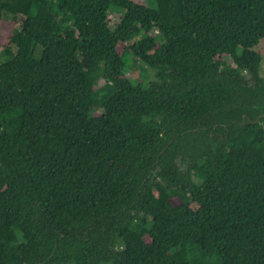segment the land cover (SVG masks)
Returning a JSON list of instances; mask_svg holds the SVG:
<instances>
[{"label": "trees", "instance_id": "trees-1", "mask_svg": "<svg viewBox=\"0 0 264 264\" xmlns=\"http://www.w3.org/2000/svg\"><path fill=\"white\" fill-rule=\"evenodd\" d=\"M145 1L0 0V264H264V0Z\"/></svg>", "mask_w": 264, "mask_h": 264}, {"label": "rangeland", "instance_id": "rangeland-1", "mask_svg": "<svg viewBox=\"0 0 264 264\" xmlns=\"http://www.w3.org/2000/svg\"><path fill=\"white\" fill-rule=\"evenodd\" d=\"M134 1L138 4L147 5L145 0H134ZM148 5L149 7H154L153 3H148ZM109 19H110V26L112 29H114L116 25L119 24L121 21L120 16L114 13V11L111 12ZM13 23L14 22L12 20H5V24L3 26L5 35L9 36L12 33ZM255 50L262 54L263 63L261 66V76L264 77V40L260 42V45ZM7 59L8 58L4 54H0V64L7 61ZM224 60L228 63H231V60L227 57H224ZM139 65H140L139 61L134 60L132 62V69L134 70V72H131V74L129 75H134V77H136L138 80L139 79L142 80L144 79V76L142 77V75L139 74L138 70H136L139 67ZM150 79L155 80V74L152 71L150 72Z\"/></svg>", "mask_w": 264, "mask_h": 264}, {"label": "water", "instance_id": "water-1", "mask_svg": "<svg viewBox=\"0 0 264 264\" xmlns=\"http://www.w3.org/2000/svg\"><path fill=\"white\" fill-rule=\"evenodd\" d=\"M257 95L260 98V103L257 106L253 107V110H256L257 113L252 116L253 118L245 115L243 117V121L236 123L237 128H244L248 124L264 127V91L258 90ZM233 124L234 123H232L231 125Z\"/></svg>", "mask_w": 264, "mask_h": 264}, {"label": "flooded vegetation", "instance_id": "flooded-vegetation-1", "mask_svg": "<svg viewBox=\"0 0 264 264\" xmlns=\"http://www.w3.org/2000/svg\"><path fill=\"white\" fill-rule=\"evenodd\" d=\"M213 135V134H212ZM221 134H219V137H220ZM222 137V136H221Z\"/></svg>", "mask_w": 264, "mask_h": 264}]
</instances>
